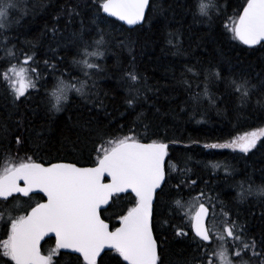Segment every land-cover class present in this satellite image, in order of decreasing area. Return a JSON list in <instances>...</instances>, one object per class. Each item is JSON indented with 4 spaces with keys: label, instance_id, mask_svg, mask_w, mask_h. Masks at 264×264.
<instances>
[{
    "label": "trees",
    "instance_id": "1",
    "mask_svg": "<svg viewBox=\"0 0 264 264\" xmlns=\"http://www.w3.org/2000/svg\"><path fill=\"white\" fill-rule=\"evenodd\" d=\"M216 2L220 11L213 10L214 19L209 23L198 15L196 0H151L143 24L129 30L108 18L109 23L100 24L99 28L93 24L96 8L90 7L92 0H18L17 7L9 12V23L0 27V69L9 61L15 64L17 59L23 61L25 54L35 52L41 79L35 89H29L15 103L6 84L0 81V128L7 127L10 133L0 135V164L18 163L25 156H32L43 165L93 166L98 129L103 130L106 138L128 135L131 129L143 142L168 143L167 161L184 169L183 174L168 169L170 178L159 197L160 215L156 220L169 221L157 223L154 233L162 242L159 249L162 264H199L200 253L191 224L184 216L185 208L178 212L170 209H175V200L187 202L201 191L210 199L206 204L209 227L214 222L212 208L217 214L215 222L219 223L223 206L259 242L264 238V196L245 195L240 199L239 194H246L250 186H261L257 177L264 178V138L246 157L213 151L206 146L228 140L236 133L264 127V108L257 104V100L264 101V44L246 47L225 27H231L247 0ZM77 5L81 14L68 24L64 10ZM99 15L104 16L102 11ZM53 27L58 29L55 39L49 31ZM102 36L98 50L103 55L89 57L98 68L85 69L73 63L81 58L77 54L85 45L92 51ZM10 51L17 59H4ZM45 60L55 65V71L45 66ZM208 68L219 70L222 79L205 80ZM128 71H135L140 77L137 87L141 95L134 107L126 103ZM57 79L70 81L77 87L81 86L77 81L82 82L85 93L82 97L70 92L69 100L59 112L50 111L55 101L49 95ZM233 79H247L256 86L246 103L229 86ZM97 97L103 100L105 110L94 107L99 102ZM140 113L143 116L137 119ZM17 136H22L23 145H17ZM226 157H231L232 162L224 163ZM185 175L197 182L192 191L183 186L177 190ZM129 200L134 201V197L122 195L102 211L101 218L111 229L119 224L117 216L131 207ZM42 201L41 196H30L2 202L0 237L4 220L25 215ZM13 207L19 209L12 211ZM176 228H182L188 235L177 236ZM225 244L230 247V242ZM213 245L210 242L209 252H213ZM52 249V239L41 246L44 255ZM62 254L58 253L54 259L59 264H69L68 257ZM104 264L114 262L105 256ZM256 264H261V257Z\"/></svg>",
    "mask_w": 264,
    "mask_h": 264
},
{
    "label": "snow or ice",
    "instance_id": "2",
    "mask_svg": "<svg viewBox=\"0 0 264 264\" xmlns=\"http://www.w3.org/2000/svg\"><path fill=\"white\" fill-rule=\"evenodd\" d=\"M17 2L18 0H0V19L7 17L17 7ZM195 6L198 15L206 18L209 23L214 19L213 10L217 13L220 11L216 0H208L207 3L196 0ZM90 7L96 8L92 22L98 28L100 24L109 23L106 17L99 15L101 11L128 25H136L146 18L145 10L149 7V0H99L98 5L97 0H92ZM77 8L78 5L69 6L64 10L68 24L81 14ZM225 27L235 40L244 45L251 47L264 44V0H247L242 12L237 13V18L232 20L231 27ZM99 30L103 32V29ZM49 31L55 39L58 29L53 27ZM102 41L103 36L100 41L95 42L96 48L92 51L85 45L77 54L81 59H74L73 63L98 68L99 65L90 63L88 58L103 55L98 50ZM171 42L170 40L169 43ZM9 56L17 59L11 51ZM44 64L55 71V65H49L47 60ZM188 71L192 69L189 68ZM125 77L129 94L126 103L129 107H134L141 95L140 88L137 87L140 77L135 71L125 72ZM39 79L40 69L35 61V52L31 55L25 54L24 60L17 59L15 64L9 61L6 67L0 69V81L6 84L13 103L25 97L29 89H35ZM209 79H222V73L213 68L205 69V80ZM77 82L80 87L70 81L57 79L49 94L55 101L50 111H61L72 91L85 96L83 83ZM229 86L240 94L242 103L248 101L256 87L247 79H233L229 81ZM204 94H208L207 88ZM97 100L99 102L94 103V107L105 110L103 100L98 97ZM257 104L264 108V101L257 100ZM142 116L143 113L138 114L137 119ZM9 134L7 127L0 128V135ZM96 136L99 143L93 149L96 153L94 167H77L75 163H52L44 166L37 163L32 156H25L18 163L5 162L3 170L0 171V197L7 198L13 193L27 197L33 189H39L47 200L37 203L26 215L10 217L9 234L2 241V256L8 257L14 264H53V255L60 249H66L71 251L62 255L68 257L69 264H104L105 256L114 264H162L159 255L162 242L158 241L154 233L157 223L168 224L169 221L156 220L160 215L159 197L170 178L167 175L168 169L181 174L184 169L166 161L169 144L161 140L143 142V138L131 129L128 135L107 138L103 130L98 129ZM260 136H264V129L245 133L230 144H213L210 147H237L247 153L256 146ZM16 143L23 145L22 136L16 137ZM108 178L110 179L105 183L104 180ZM19 181H23V186ZM196 183L185 175L176 187L178 191L182 190V186L192 191ZM129 190L134 194V201H128L131 207L117 216L119 226L110 230L109 223L101 218L102 211L107 210L102 209V206L111 207L110 201L115 203L120 199V194H127ZM253 192L264 196V185L256 188L250 186L246 194H239L240 199ZM209 202L210 199H206L201 191L188 202L175 200V209H170L178 212L187 204L184 216L194 233V242L200 253L199 264H217V260L219 264H250V259H244L249 252L252 257H261V264H264V238L258 242L250 237L245 225L238 219H232L229 210L223 206L219 223L215 222L217 214L215 207L212 208L214 222L209 227L205 222V218L209 216V208L206 207ZM47 233L55 234L56 246L44 256L41 255L39 245ZM176 235L187 236L188 233L182 228H176ZM213 237L223 243L219 245L218 251L209 252L210 242L214 243ZM229 242L232 251L224 247V243ZM257 248L260 249L259 252ZM0 264H7V261H0ZM56 264H59V260Z\"/></svg>",
    "mask_w": 264,
    "mask_h": 264
},
{
    "label": "rangeland",
    "instance_id": "3",
    "mask_svg": "<svg viewBox=\"0 0 264 264\" xmlns=\"http://www.w3.org/2000/svg\"><path fill=\"white\" fill-rule=\"evenodd\" d=\"M21 14H22V13H21ZM8 18H9V15H8L7 17L3 18V19H0V25L8 24V23H9ZM8 58H10V56H9L8 54L4 56V59H8ZM80 59H81V58H80ZM88 59H89V62H90V63H93V61H92L90 58H88ZM78 65H79L78 67H82V68H85V69H89L88 67H86V66L83 65V64H78ZM260 129H264V127L260 128ZM257 130H259V129H257ZM257 130L255 129V130H251V131H247V132L236 133L233 137H231V138L228 139V140H225V141H222V142H215V143H212V144L207 145L206 147H207V149H211V150H213V151H219V152L226 151V152L229 153V154H233V155H235V154H241L242 156L246 157V156H248V155L254 150L255 147L252 148V149H250L249 152L245 153V152L240 151V149L237 148V147H215V148H213V147H210V145H213V144H216V145H226V144H230L233 140H238L240 137L244 136L245 133H251V132H254V131H257ZM262 138H264V136H260V138L257 140V143H258L260 140H262ZM257 143H256V145H257ZM204 147H205V146H204ZM231 160H232L231 157H226L224 163H226L227 161L232 162ZM4 165H5V162L2 163V164H0V167H2L1 170H3ZM257 178H258V180L260 181V185H264V178H260V177H257ZM248 189H249V188H248ZM248 189H247V190H248ZM230 190H233V188H230ZM247 190H246V192H247ZM249 196H258V194H256L255 192H253V194H251V195H249ZM190 200H191V199H190ZM190 200H188V201H190ZM188 201H187V202H188ZM18 209H19V207H13V208H12V211H15V210H18ZM185 210H187V204H186V206H185ZM2 221H3V220H2ZM216 223H217V222H216ZM10 224H11V219H9V220L6 219V221L4 220V226H5V229H6V232H7V236H8V234H9ZM212 224H213V223H212ZM5 239H7V237H6L5 235H2V236L0 237V247H1V248H2V241L5 240ZM221 243H223V242H221V241H219V240H215L214 245H213V246H214V249H212L213 252L219 250V245H220ZM224 247H225V248H228L229 251H232V249L229 247L228 244H225V243H224ZM230 258H231V257H230ZM214 259H216V258L214 257ZM244 259H245V260H249V259H250V264H256V263L259 261V257H252L251 252H249L248 255L244 257ZM217 264H219V261H218V260H217Z\"/></svg>",
    "mask_w": 264,
    "mask_h": 264
},
{
    "label": "water",
    "instance_id": "4",
    "mask_svg": "<svg viewBox=\"0 0 264 264\" xmlns=\"http://www.w3.org/2000/svg\"><path fill=\"white\" fill-rule=\"evenodd\" d=\"M150 1L151 0H149V4H150ZM146 13H147V11H148V7L146 8ZM103 13V12H102ZM103 15L106 17V18H108V19H111V20H113V21H116V22H118V23H120L122 26H124L126 29H133V28H135V27H138V26H141L142 24H143V22H144V20H142V21H140L138 24H136V25H128L126 22H124V21H120V20H118L117 18H115V17H108L107 16V14H105V13H103ZM240 42V41H239ZM241 43V42H240ZM242 44V43H241ZM242 45H244V44H242ZM260 44H257V45H254V46H251V47H256V46H259ZM244 46H246V47H250V46H247V45H244ZM166 161H167V157H166ZM44 166H48V165H44ZM95 165H93V166H86V167H94ZM77 167H79V166H77ZM110 178H108V179H105L104 180V182L105 183H107L108 182V180H109ZM19 183H20V185L21 186H23V181H19ZM159 191V190H158ZM127 194H129V195H131V196H133L134 197V194L133 193H131L130 192V190H129V193H127ZM127 194H120V196H122V195H127ZM21 197V198H24L25 196H23V194H20V193H13L11 196H9V197H7V198H3V197H0V201H6V200H8L9 198H11V197ZM29 196H41L42 198H43V201L41 202V203H44V202H46V200H47V197L44 195V193H42V192H40L39 191V189H33V191L29 194ZM28 197V196H27ZM111 202V201H110ZM107 207H108V205H104V206H102V209H107ZM31 211V210H30ZM30 211H28V212H30ZM27 212V213H28ZM207 220H208V217H206L205 218V222H206V224H207ZM118 226H119V224H118ZM117 226V227H118ZM110 230H113V229H111L110 228ZM191 232H192V230H191ZM192 234H193V236H194V233L192 232ZM49 239H52L53 241H54V244H55V246H56V237H55V234L54 233H47L46 234V236L40 241V245H39V247L41 246V244L45 241V240H49ZM198 239V238H197ZM71 250H66V249H60L59 250V252H61V253H67V252H70ZM76 255H79V254H76ZM99 259V258H98Z\"/></svg>",
    "mask_w": 264,
    "mask_h": 264
},
{
    "label": "flooded vegetation",
    "instance_id": "5",
    "mask_svg": "<svg viewBox=\"0 0 264 264\" xmlns=\"http://www.w3.org/2000/svg\"><path fill=\"white\" fill-rule=\"evenodd\" d=\"M17 197H18V196H17ZM11 198H12V197H11ZM11 198H9V199H11ZM19 198H21V197H19ZM25 198H26V197H25ZM9 199H8V200H9ZM8 200H6V201H0V204H1L2 202H7ZM2 224H4V223H2ZM2 228L4 229L3 235H5V236L7 237V232H6L5 226L3 225ZM54 249H55V247H54ZM57 254H58V252H57L56 254L53 255V264H56V263H55V262H56V259H54V257H56ZM44 256H47V255H44ZM0 261H7V264H14V262H12L8 257H4V256H2V248H1V247H0Z\"/></svg>",
    "mask_w": 264,
    "mask_h": 264
}]
</instances>
